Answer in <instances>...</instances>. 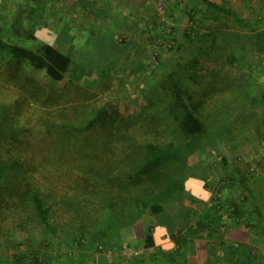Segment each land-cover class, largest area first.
Segmentation results:
<instances>
[{
  "label": "trees",
  "instance_id": "1",
  "mask_svg": "<svg viewBox=\"0 0 264 264\" xmlns=\"http://www.w3.org/2000/svg\"><path fill=\"white\" fill-rule=\"evenodd\" d=\"M198 1L207 10L187 12L191 29L201 28L203 18L197 21L196 15L210 10L226 18L236 16L221 4ZM17 12V22L7 23L0 34L11 33L15 44L12 49L24 53L26 45L16 40L19 30L14 24L26 28L27 20L20 19L23 12ZM237 21L246 25L245 21ZM249 24L253 28L244 35L232 32L226 22L208 34L186 32L184 39L192 50L190 58L154 86L150 97L138 98L143 101L136 105L131 97L120 98L123 87L115 88L105 71L101 86L106 93L99 100L95 93L75 83L67 84L64 90L45 88L19 61L1 57L0 154L8 168L0 182V248L16 233L29 239L33 233L56 228L74 239H88L94 234L95 241L119 238L128 250L130 244L121 236L147 217H158L167 205L177 202L193 210L192 205L205 204L190 192L195 180L192 177L200 175L189 168V158L203 148L213 131L244 112V104L252 98L247 93L245 99L240 98L247 76L243 75L238 56L228 49L233 42L245 43L244 47L248 44V53L264 46V30L256 27L255 19ZM121 42L128 48L127 42ZM28 59L33 68L44 70L53 82H62L72 64L69 55L51 44L40 50V56L30 54ZM260 102H264V95ZM60 103L72 105L57 112L43 108ZM156 114L162 116L157 119ZM143 119L150 122L152 136L130 135V129ZM162 119L167 123L169 137L159 130ZM261 130L256 129L264 139ZM247 179L238 171L217 181L215 198L206 204L209 209L203 215L205 220H211V226L197 223L208 233L209 240L224 234L225 220H235L237 228L264 232L261 222L254 221L253 212L248 211ZM194 183L201 185L202 180ZM234 188L242 192L236 194ZM227 190L231 197L224 205L223 193ZM254 206L253 211L260 215L259 206ZM149 231L144 235L145 244L152 240ZM238 248L240 244L232 246L234 251ZM42 255L36 251L31 257L22 254L11 261L71 264L61 256ZM85 257L88 260L89 256Z\"/></svg>",
  "mask_w": 264,
  "mask_h": 264
},
{
  "label": "rangeland",
  "instance_id": "2",
  "mask_svg": "<svg viewBox=\"0 0 264 264\" xmlns=\"http://www.w3.org/2000/svg\"><path fill=\"white\" fill-rule=\"evenodd\" d=\"M144 1L145 5L143 3L136 7L140 10L139 13H147V17L138 29L137 35L136 33L133 37L129 35L127 39L124 35H117V33L114 37H110L111 32L116 31L117 26V20L115 22L113 18H119L122 25L127 24L128 26H135L140 19L134 18L133 11L129 15L124 9H119L116 3L113 5L112 12L110 11L111 6L107 3L105 6L104 1L87 5L86 2L77 0L69 18H64L61 13L67 12L66 0H0V29H4L7 23H13L17 11L25 15L20 14V19L25 17L27 20L26 28L14 24L19 30L15 33L18 35L16 40L19 43L24 41L25 52L20 53L13 50L15 44L11 42V33L5 32L3 35L0 34V58L19 61L30 72V76L45 88L64 90L67 84L75 83L90 90V93H95L99 100H103L106 93L101 86V75L105 71L106 77L115 82V88L123 87V95L120 98L131 97L136 105L143 101V99L140 100L141 97H150L154 86L190 58L192 50L184 39L186 32L191 31V35L195 31L199 34H208L220 28L221 22H226L230 30L234 29L235 32L244 34L250 31L252 26L249 22L252 19L258 22L256 27L264 30V0H210L227 9H232L236 16L226 18L222 13L210 10L206 14L196 15L197 21L203 18V24L201 28L192 26L193 29L189 25L187 12L191 9L204 12L207 8L202 2L198 0ZM249 6L253 8L254 13ZM132 17L134 20L128 21ZM237 19L245 21L246 25ZM218 20L221 22L219 23ZM101 25L102 28H100ZM91 26L97 28L89 32ZM104 32H108L110 36H106ZM169 38L171 41L167 43L165 39ZM122 40L125 42L132 40L133 43L127 49L121 42ZM47 44L53 45L72 59L71 67L65 73L62 82L51 81L45 75L44 70L33 68L28 59L30 54L40 56V50ZM244 44L233 42L228 49L238 56L240 63L244 59L247 62V67L241 68L243 75L247 76V84L240 98L245 99V93L250 95L253 99L249 101V104L246 103L250 108H245L244 112H239L229 123L213 131L211 139L189 158V168L196 170V173L200 175L189 177L202 180L201 185L194 183V180L190 192L195 195L196 189L205 188L206 197H202V201L205 199L213 201L218 180L225 178L228 174L236 175L238 171L246 178L248 175H257L260 172V164L262 165L264 161V139L260 138L256 131L259 127L264 133V102L259 104L264 95V46L248 53ZM205 45H208V39ZM71 105L62 106L60 103L43 108H46L45 111L57 112L59 108H71ZM160 116L162 114H156L157 119ZM150 125L149 121L143 119L130 129L129 134L138 138H148L152 136V132L149 131L152 128ZM166 125L163 119L159 120V130L164 132L165 136L168 132ZM243 128L246 132L242 130ZM223 160L226 161L224 165ZM7 168L8 164L0 154V182ZM229 187L232 186L229 185ZM234 190L236 194L242 192L236 188ZM223 195L224 204L228 203L227 199L231 197L230 192L227 190ZM195 206L197 205H192L194 213H197ZM94 237L95 234L88 239H74L66 237L56 228L50 232L33 233L29 239L16 233L11 239L3 241L4 247L0 248V264H6L9 258L11 260L22 254L31 257L36 251L49 256L53 255L56 258L61 256L65 263L71 261V264L80 262L84 264L87 262V257H85L87 255L95 259L106 253L124 250V245L118 239L105 238L95 241ZM44 241H51V244L43 243ZM101 246L103 249L100 251ZM129 262L131 261L128 260L127 264Z\"/></svg>",
  "mask_w": 264,
  "mask_h": 264
},
{
  "label": "crops",
  "instance_id": "3",
  "mask_svg": "<svg viewBox=\"0 0 264 264\" xmlns=\"http://www.w3.org/2000/svg\"><path fill=\"white\" fill-rule=\"evenodd\" d=\"M76 1L77 0H66L67 12L61 13L64 18H69L71 11L74 10ZM78 1L86 2L87 5L99 4L104 1L105 6H107V4L111 6L112 10L110 9V11L112 12L114 9L113 5L116 3L119 9H124L129 15H131L133 11L134 18L136 19L138 17L140 19L135 26H128L127 24L122 25L120 19L114 17L113 19L115 22L117 20V26L115 27L116 31L111 32V36L108 32H104L106 36H110L111 38L115 36V33H117V35H124L127 39L131 35L132 37L133 35L135 36V33L137 35L138 29L143 25L147 17V13H139L140 10L136 7L143 3L145 5L144 0ZM53 2L57 3L55 1ZM56 10L59 11L57 8ZM134 18L132 17V19H128V21H133ZM91 27L89 32L97 28L96 26ZM100 28H102V25ZM233 31L234 29L232 32ZM132 43V40L129 42L127 41L128 48H126L129 49ZM246 46L249 45L246 44ZM241 63L242 67H247V62L243 60ZM251 99L246 101V103L248 102L247 104H249ZM246 103L244 104V108H250ZM259 104H261L260 101ZM259 171L257 175H248L247 181L249 182L248 187L250 190L248 192L250 199L248 211L253 212L252 218L254 221L261 222L260 225L264 227V161L262 165L260 164ZM204 189H196L195 196L200 200L202 197H206L204 195L206 190ZM220 195L222 196V194ZM202 202L205 203L204 205L206 207H203V205H198L200 208L195 206L197 213H194V209L191 210L190 207L177 202L167 205L166 208H164V212L159 214L158 217H147L140 226L131 228L130 231L125 232V234L121 236V239L127 241V245L130 244V249L118 250V252H113L114 254L106 253L97 256L93 262V258L89 255L86 263L127 264L128 260H130L131 262H129V264H264V232L257 229L245 230L243 228H237L238 224L235 223V220H225L223 222L224 227H226L224 234L221 236L219 235V237L214 240H209L207 238L208 233L199 229L197 226L201 223L211 226V220H205L203 216L206 211L208 212L209 206L206 204L209 200L205 199ZM254 204L259 206L260 215H256L253 211L255 207ZM248 211L246 213H248ZM205 221L207 223H204ZM148 229H150L149 234L152 240L148 241V244H145L143 240ZM190 231L193 232L191 235ZM120 243H122L121 240ZM234 244H240L238 251L232 249ZM42 256L47 257V254H43ZM6 264H15V262L11 261L9 258Z\"/></svg>",
  "mask_w": 264,
  "mask_h": 264
}]
</instances>
